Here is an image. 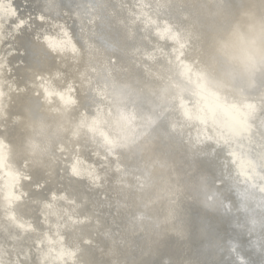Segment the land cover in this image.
I'll use <instances>...</instances> for the list:
<instances>
[{"label":"clouds","instance_id":"obj_1","mask_svg":"<svg viewBox=\"0 0 264 264\" xmlns=\"http://www.w3.org/2000/svg\"><path fill=\"white\" fill-rule=\"evenodd\" d=\"M0 264H264V0H0Z\"/></svg>","mask_w":264,"mask_h":264},{"label":"bare ground","instance_id":"obj_2","mask_svg":"<svg viewBox=\"0 0 264 264\" xmlns=\"http://www.w3.org/2000/svg\"><path fill=\"white\" fill-rule=\"evenodd\" d=\"M234 6L237 4V0H229ZM120 98L124 103H128L129 106H135L138 110L141 111L144 120V130L146 133H151L153 138L159 137V127L154 119L155 109L148 105L146 101L142 98L135 96L130 89L124 90L120 93Z\"/></svg>","mask_w":264,"mask_h":264},{"label":"water","instance_id":"obj_3","mask_svg":"<svg viewBox=\"0 0 264 264\" xmlns=\"http://www.w3.org/2000/svg\"><path fill=\"white\" fill-rule=\"evenodd\" d=\"M173 244H174V241L169 240L166 243L164 249H162V254H168V255H172V256L179 258L181 250H179L176 247H173Z\"/></svg>","mask_w":264,"mask_h":264}]
</instances>
